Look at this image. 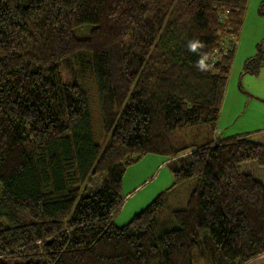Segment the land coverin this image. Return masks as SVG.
Returning a JSON list of instances; mask_svg holds the SVG:
<instances>
[{
	"label": "trees",
	"instance_id": "trees-1",
	"mask_svg": "<svg viewBox=\"0 0 264 264\" xmlns=\"http://www.w3.org/2000/svg\"><path fill=\"white\" fill-rule=\"evenodd\" d=\"M248 1L0 0V264H264V142L215 135ZM146 154L194 187L117 226Z\"/></svg>",
	"mask_w": 264,
	"mask_h": 264
},
{
	"label": "rangeland",
	"instance_id": "rangeland-1",
	"mask_svg": "<svg viewBox=\"0 0 264 264\" xmlns=\"http://www.w3.org/2000/svg\"><path fill=\"white\" fill-rule=\"evenodd\" d=\"M259 1L262 0L248 1L244 22L235 44L220 114L216 123L220 136L224 133V135L244 134L248 136L245 133L254 132V129L258 127H264V4L259 7ZM76 34L83 36L80 30H77ZM258 50H262L258 56L261 57L263 64L257 72L245 73L243 70L244 62L248 58L257 56ZM64 79L67 81L69 78L65 75ZM87 83L91 84V81ZM92 93L96 97V91H92ZM92 93H88L91 115L94 109ZM96 104L99 111L97 97ZM95 118L96 121L94 117L92 118L95 125L94 132L98 137L97 139L101 141L97 115ZM206 126L207 124L188 126L175 130L172 134L176 136V139L191 141L196 146L202 139L193 137L194 131L199 127L206 128ZM262 131L257 130V132ZM178 164L179 162H174L173 159H169L163 154H146L127 165L121 185L123 201L111 217V222L117 226L127 223L133 215L143 210L154 197L163 191L168 193L170 210L184 208L195 180L194 178L188 179L173 186L172 167ZM92 182L94 186H97L96 177L92 178ZM193 264L204 263L197 260L194 255Z\"/></svg>",
	"mask_w": 264,
	"mask_h": 264
},
{
	"label": "crops",
	"instance_id": "crops-1",
	"mask_svg": "<svg viewBox=\"0 0 264 264\" xmlns=\"http://www.w3.org/2000/svg\"><path fill=\"white\" fill-rule=\"evenodd\" d=\"M264 1V0H262ZM259 1V2H262ZM220 114V113H219ZM254 132H247L245 134H248V137L251 141L257 142V143H262L264 142V127H258L257 129H254ZM257 130H263L262 132H257ZM225 134V133H224ZM219 135V130L216 128V138H227L233 135Z\"/></svg>",
	"mask_w": 264,
	"mask_h": 264
},
{
	"label": "clouds",
	"instance_id": "clouds-1",
	"mask_svg": "<svg viewBox=\"0 0 264 264\" xmlns=\"http://www.w3.org/2000/svg\"><path fill=\"white\" fill-rule=\"evenodd\" d=\"M200 63H201V65L203 64V62H202V61H201Z\"/></svg>",
	"mask_w": 264,
	"mask_h": 264
}]
</instances>
